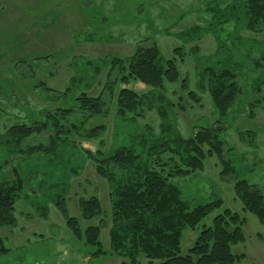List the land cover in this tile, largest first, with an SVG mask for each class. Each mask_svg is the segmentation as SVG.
Masks as SVG:
<instances>
[{
  "label": "rangeland",
  "instance_id": "1",
  "mask_svg": "<svg viewBox=\"0 0 264 264\" xmlns=\"http://www.w3.org/2000/svg\"><path fill=\"white\" fill-rule=\"evenodd\" d=\"M235 1L0 0V136L15 124L43 121L61 109L71 110L64 125H77L75 132L63 134L68 146L57 147L53 157L31 151L36 143L49 147L50 131L24 140L20 150L0 149V179H11L20 169L33 183L16 203L17 225L0 228L10 248L0 255V264H121L114 254L90 255L93 248L72 233L53 199L66 193L68 213L82 228L100 225L109 250L110 184L96 174L89 152L119 146L141 152L143 140L148 145L162 136L159 106L167 110L170 135L189 137L200 127L222 125L226 141L222 155H207L202 169L171 178L190 208L222 201L194 229L183 230L181 253L187 254L203 227L229 208L245 220L246 239L232 246L234 253L245 254L236 264H264V225L243 209L235 192L237 181L245 179L264 194V28L250 30L244 11L236 19L229 9ZM139 44L158 45L162 59L174 58L180 74L163 90L133 84L144 98L139 113L118 115L123 83L117 61L130 57ZM208 67L236 71L240 91L224 117L203 76ZM82 92L105 96L106 113L81 114L77 97ZM97 125L105 127L100 135L87 137L86 131ZM250 131L255 139L246 142L243 136ZM222 159L234 168L226 177L221 176ZM95 194L103 212L85 220L79 198ZM139 264L149 263L140 256Z\"/></svg>",
  "mask_w": 264,
  "mask_h": 264
},
{
  "label": "trees",
  "instance_id": "2",
  "mask_svg": "<svg viewBox=\"0 0 264 264\" xmlns=\"http://www.w3.org/2000/svg\"><path fill=\"white\" fill-rule=\"evenodd\" d=\"M229 9L236 14V19H240L244 11L250 30L257 32L261 29L259 26L264 28V0H238L231 3ZM161 55L158 45L139 44L130 57L118 59L121 71L119 80L123 83L117 94L118 115L139 113L144 98L135 89L137 85L133 84L140 82L143 85H138L163 90L165 82H176L180 74L176 60L170 58L164 61ZM203 76L207 77L214 106L224 117L240 91L235 69L208 67ZM106 102L107 98L101 94L90 96L82 92L77 97L80 113L88 118L106 113ZM61 110L57 114L52 112L43 121L11 126L6 131V137L0 136V149L20 150L24 140L50 131L49 147L36 143L31 151H41L46 157L56 155L57 147L62 149L68 146L67 137L63 134L73 133L77 129L75 123L65 122L64 125L63 120L68 121L66 115L71 110ZM3 112L0 106V117ZM159 113L163 121L162 136L149 141L148 145L146 139L143 140L146 161L140 160L143 150L137 152L130 146H119L103 153L89 152L96 174L110 184L109 250L102 243L100 225L88 224L82 228L78 218L68 213L66 193L54 198L53 203L72 233L84 238L86 244L93 248L89 251L90 255L114 254L122 259L121 264H139L140 256L145 257L149 264H154V261H157L156 264H236L245 254L234 253L232 246L245 241V220L229 208L216 214L211 226L203 227L187 254L181 253L183 230L186 227L194 229L209 213L220 207L222 201L190 208L182 196L181 187L171 180L202 169L207 155H222L226 145L220 134L222 125L200 127L189 137L178 133L172 136L169 126L164 123L167 110L159 106ZM104 128V125H97L88 129L86 135L99 136ZM255 136L250 131L243 138L246 142H253ZM222 163L221 176L226 177L234 168L225 159H222ZM16 171L13 178L0 179V228L17 225L16 203L23 197L25 189L28 190V186L33 184L22 170ZM44 183V179L39 180L37 186ZM235 192L243 203V209L255 215L264 225V194L245 179L237 181ZM79 208L85 220H92L103 212L101 199L96 194L79 198ZM6 244L5 238L0 235V255L10 251Z\"/></svg>",
  "mask_w": 264,
  "mask_h": 264
}]
</instances>
